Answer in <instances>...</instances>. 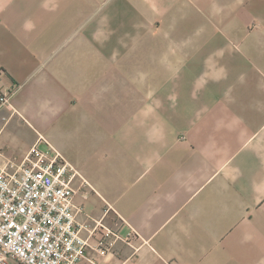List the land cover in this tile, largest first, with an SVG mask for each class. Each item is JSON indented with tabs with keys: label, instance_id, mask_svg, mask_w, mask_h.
<instances>
[{
	"label": "crops",
	"instance_id": "obj_1",
	"mask_svg": "<svg viewBox=\"0 0 264 264\" xmlns=\"http://www.w3.org/2000/svg\"><path fill=\"white\" fill-rule=\"evenodd\" d=\"M0 90V149L135 231L75 264H264V0H0Z\"/></svg>",
	"mask_w": 264,
	"mask_h": 264
},
{
	"label": "built area",
	"instance_id": "obj_2",
	"mask_svg": "<svg viewBox=\"0 0 264 264\" xmlns=\"http://www.w3.org/2000/svg\"><path fill=\"white\" fill-rule=\"evenodd\" d=\"M8 99V91L0 90V107ZM41 142L19 163L0 149V264L9 258L22 264L94 261L95 254L111 252L115 240L130 243L135 231L128 224L121 233L100 219L76 220L74 167L48 141Z\"/></svg>",
	"mask_w": 264,
	"mask_h": 264
},
{
	"label": "rangeland",
	"instance_id": "obj_3",
	"mask_svg": "<svg viewBox=\"0 0 264 264\" xmlns=\"http://www.w3.org/2000/svg\"><path fill=\"white\" fill-rule=\"evenodd\" d=\"M62 146H63V149L65 150V145H64V143L62 144ZM83 233H85V232H83Z\"/></svg>",
	"mask_w": 264,
	"mask_h": 264
}]
</instances>
